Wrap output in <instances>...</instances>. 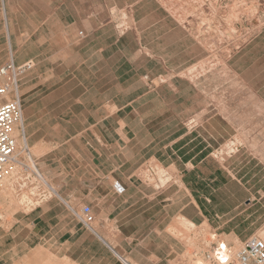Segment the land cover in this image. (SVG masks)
Here are the masks:
<instances>
[{
  "label": "rangeland",
  "instance_id": "obj_1",
  "mask_svg": "<svg viewBox=\"0 0 264 264\" xmlns=\"http://www.w3.org/2000/svg\"><path fill=\"white\" fill-rule=\"evenodd\" d=\"M12 58L35 67L19 92L28 141L17 136L20 163L0 180V264H123L99 239L76 240L61 200L97 163L99 137L121 154L118 140L168 122L175 137L199 138L192 164L205 159L224 214L195 224L177 213L175 264H216L206 254L218 241L235 253L264 239V0H0V66ZM189 157L137 174L180 200Z\"/></svg>",
  "mask_w": 264,
  "mask_h": 264
},
{
  "label": "crops",
  "instance_id": "obj_2",
  "mask_svg": "<svg viewBox=\"0 0 264 264\" xmlns=\"http://www.w3.org/2000/svg\"><path fill=\"white\" fill-rule=\"evenodd\" d=\"M7 24L9 41L11 30L8 20ZM125 107L127 105L123 108ZM166 125L167 128L162 132L157 126L151 132H138L132 137L126 136L123 141L118 140V144L122 145L121 154L113 152V146L117 143H110L106 137L98 138L100 147L93 155L97 163H93L89 169L88 177L79 178L77 190L70 199L61 200L71 214L73 207L68 202L82 207L89 205L95 214V220L98 217V224L95 227L93 223L92 229H84L83 224L82 228L76 229V225L81 223L77 220L78 223L73 227L76 240H79L81 233L91 237L93 243L99 239L110 255L123 264H130L123 256L128 255L131 259L133 257L134 251L129 252L127 245L138 241L135 246L141 245L143 249L141 253L138 252L137 264H175L180 254L169 227L177 213L195 224L212 222L213 217L224 215L217 210V205L212 204L211 195L215 193L212 183L215 180H209L203 172L205 159L192 164L203 152L198 147L201 143L199 138L191 132L175 137L172 127H169L172 124L168 122ZM24 132L28 141L25 128ZM187 154L192 157L183 164H191L192 167L180 171L186 187L180 200L175 199L180 190L174 193L170 189L159 192L144 183L137 174L139 168L152 159L172 166L178 164ZM117 160V164L113 163ZM114 180L125 185L126 191L123 194L115 191ZM46 211L36 215L32 224L36 220L41 222Z\"/></svg>",
  "mask_w": 264,
  "mask_h": 264
},
{
  "label": "built area",
  "instance_id": "obj_3",
  "mask_svg": "<svg viewBox=\"0 0 264 264\" xmlns=\"http://www.w3.org/2000/svg\"><path fill=\"white\" fill-rule=\"evenodd\" d=\"M34 67L33 60L17 64L14 59L0 66V180L10 177L15 165L20 163L16 154V132H20L23 125L20 84ZM22 135L25 138L24 131ZM25 150H28L27 144ZM113 187L118 194L126 191L125 185L119 180L113 182ZM73 213L84 226L92 229L95 214L89 205L79 211L73 210ZM206 257L216 264H264V239L252 236L235 253L225 241H218Z\"/></svg>",
  "mask_w": 264,
  "mask_h": 264
},
{
  "label": "bare ground",
  "instance_id": "obj_4",
  "mask_svg": "<svg viewBox=\"0 0 264 264\" xmlns=\"http://www.w3.org/2000/svg\"><path fill=\"white\" fill-rule=\"evenodd\" d=\"M23 131H24V129H23V126L21 127V129H20V133L17 131L16 132V136H18L19 134L21 135V137H22V139H24L25 140V143H26V139L23 137V135H22V133H23ZM19 137V136H18ZM17 173V172H16ZM15 175V174H14ZM3 180H6V178L5 179H3ZM0 182H2V181H0ZM2 183H4V182H2ZM12 184V183H11ZM10 184V185H11ZM2 185V184H1ZM7 185V184H6ZM6 188H8V187H6ZM6 188L4 187V189L6 190ZM2 190H3V188H2ZM8 191V190H7Z\"/></svg>",
  "mask_w": 264,
  "mask_h": 264
}]
</instances>
